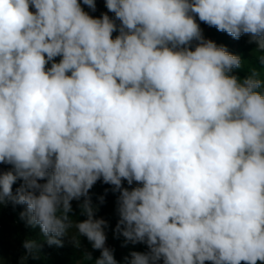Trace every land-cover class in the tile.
<instances>
[{
  "label": "clouds",
  "instance_id": "obj_1",
  "mask_svg": "<svg viewBox=\"0 0 264 264\" xmlns=\"http://www.w3.org/2000/svg\"><path fill=\"white\" fill-rule=\"evenodd\" d=\"M105 6L93 17L78 0H0V164L12 166L0 206H26L49 246L74 228L101 251L95 264H117L89 196L102 179L120 193L114 235L149 249L126 264H264V80L232 75L241 56L195 18L264 52V0Z\"/></svg>",
  "mask_w": 264,
  "mask_h": 264
},
{
  "label": "trees",
  "instance_id": "obj_2",
  "mask_svg": "<svg viewBox=\"0 0 264 264\" xmlns=\"http://www.w3.org/2000/svg\"><path fill=\"white\" fill-rule=\"evenodd\" d=\"M109 16H114V14L110 13ZM195 18L202 31L207 32L210 40L216 42L217 45L225 46L230 53L241 56L244 63L241 68L233 69L231 73L232 75H236L241 80H243L250 74L252 69H255L261 73V78L264 80V65H261L258 59L260 55H264V52L257 50V45L255 42H250V34H243L239 39H235L226 32L218 31L215 27H210L206 23L199 21L198 16ZM117 24H119L118 21ZM118 34V31L114 32L113 38H115V36ZM194 45L195 42H193V50ZM262 88H264V85H262ZM9 170H12L11 165L0 164V172H6ZM39 182L44 183L46 181ZM97 182L98 185L94 191V194L91 196V201L99 208L101 216L105 221H107L108 227L106 228L109 231L110 238L115 242L120 241L125 245V238L122 235L119 237L114 235V230L120 217L117 211L118 206L115 205V201L113 199L114 196L110 188V184L103 183L102 179L98 180ZM22 183V180L16 181V183L13 185L14 193ZM134 184L138 183L136 182ZM138 186L140 185L138 184ZM102 196L104 197L103 203H101L99 199ZM77 201L80 206V204L83 202V197ZM25 207L26 206L24 205H14L11 202L0 206V228L3 229L16 244L19 249L20 256L22 258L26 257V264H95V260L98 258L92 255V259L88 260L85 259L84 253L78 254L74 249L64 245L62 247H57L55 245L49 246L46 243V239L42 235L38 226L31 227L24 219H21L20 213L25 210ZM26 239L36 240L40 245H42V247L33 255H27L26 250L23 248V242ZM1 245L2 242L0 239V261L3 255ZM126 247V249L130 247L129 242L127 243ZM160 264H162V261ZM205 264H211V262L206 261ZM241 264H245V262H241Z\"/></svg>",
  "mask_w": 264,
  "mask_h": 264
},
{
  "label": "rangeland",
  "instance_id": "obj_3",
  "mask_svg": "<svg viewBox=\"0 0 264 264\" xmlns=\"http://www.w3.org/2000/svg\"><path fill=\"white\" fill-rule=\"evenodd\" d=\"M78 2H81V6L84 9V11L88 12L93 17H100L102 13L108 12L105 6V0H96V11L95 12L91 11V9H89L87 5H83L82 0H78ZM30 11H35V9L30 6ZM108 15H110V12L108 13ZM203 35L206 39H210L206 31H203ZM55 59L57 62H59L60 57H56ZM46 67H50V64L47 65ZM134 183L136 182H133L132 185H128L127 181H123L122 186L130 190L133 186L135 187L138 186V184H134ZM97 185H98V182H96L94 186L92 187V189H90L89 191L90 197L94 194V191L97 188ZM113 187L114 186L110 185L111 190L113 189ZM112 193L114 196L113 199L115 201V205L118 206L117 200H118L120 193L118 191L117 192L112 191ZM83 200H84V197H83ZM71 206H72V212L69 213L70 219L76 222H80V221L87 219L86 215L81 214V209H80V206L77 200H72ZM93 206L98 209L94 213V218H97V219L103 218L101 216L99 208L94 204ZM105 234L107 237L105 246L108 247L109 249L114 250L113 254H114V258L117 261V264H126L125 257H128L130 259L131 258L130 253L133 251L142 252V253H146L149 251L145 243L132 244L131 242H129L130 247L126 249L127 247L123 243H121L120 241L115 242L110 238L109 231L107 230V228H105ZM76 235H78L77 231L74 228L70 229L68 234L62 238L63 245L71 249H74L78 254L90 253L92 256L96 258L100 257L101 251L97 249H93L92 243L88 241L86 237L78 236L79 244L78 245L75 244L72 238L73 236H76ZM0 239L2 242L1 249L3 253L0 264H26V260L25 258H22L20 256V252L16 244L12 241V239L8 236V234L1 228H0ZM257 264H262V262L258 261Z\"/></svg>",
  "mask_w": 264,
  "mask_h": 264
}]
</instances>
